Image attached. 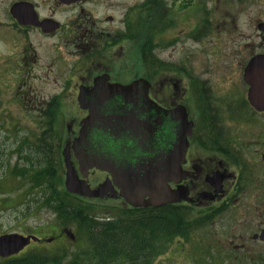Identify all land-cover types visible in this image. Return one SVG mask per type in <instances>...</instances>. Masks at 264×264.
Instances as JSON below:
<instances>
[{"label": "flooded vegetation", "instance_id": "flooded-vegetation-1", "mask_svg": "<svg viewBox=\"0 0 264 264\" xmlns=\"http://www.w3.org/2000/svg\"><path fill=\"white\" fill-rule=\"evenodd\" d=\"M177 27L210 40L211 61L173 59ZM0 40L4 69L45 108L36 121L58 122L63 176L66 148L103 185L79 196L104 205L95 221L122 232L133 216L151 264H264V0H0ZM144 169L174 201L126 200ZM50 228L40 241L78 239Z\"/></svg>", "mask_w": 264, "mask_h": 264}, {"label": "rangeland", "instance_id": "rangeland-1", "mask_svg": "<svg viewBox=\"0 0 264 264\" xmlns=\"http://www.w3.org/2000/svg\"><path fill=\"white\" fill-rule=\"evenodd\" d=\"M181 30L179 27L172 30V37L177 34V39L168 46L166 52L177 60L187 53L194 55L193 57L196 56L199 60L203 58V61H211L213 54H210L215 51H213V43L210 40H191L190 32L194 30L187 29V36L183 30L179 33ZM8 49L7 40H0V174L5 173V176L3 175L0 179V234L11 231L26 234L36 232V229L42 226L47 228L40 229L38 232L48 236L53 229L50 226H55L62 221L58 219L54 211L41 204L44 192L32 184L29 175L24 176L19 173V170L42 167L45 164L43 155L56 159L59 167L61 163L58 151L60 141L52 135L59 126L58 122L54 128L52 123L45 124L36 121V117L39 118L37 113L45 108L39 106V111H35L36 108H33V111L31 104H28L29 94L25 93L23 87L22 91L18 86L22 77L20 75L14 77L4 69L7 63L4 58L9 56ZM201 67L202 64H199V68ZM210 84H212L211 80ZM58 119L60 120L59 117ZM42 134H46V137H41ZM58 173L62 177L63 171H60V167ZM79 199L85 201L84 198L79 197ZM86 203L92 206V214L105 211L104 205H94L87 201ZM71 226L78 237L73 244L68 240L61 242L60 238L52 242L31 241L24 251L30 254L34 252L61 254L62 262L79 257L81 264H116L114 260H111L114 262H99L95 256L98 239L89 237L85 233H78L75 223ZM3 263L4 261L0 258V264Z\"/></svg>", "mask_w": 264, "mask_h": 264}, {"label": "trees", "instance_id": "trees-1", "mask_svg": "<svg viewBox=\"0 0 264 264\" xmlns=\"http://www.w3.org/2000/svg\"><path fill=\"white\" fill-rule=\"evenodd\" d=\"M43 156L45 157L44 159L42 157L45 164L42 167L19 170L22 175H29L32 184L38 186L44 192L41 204L54 211L62 223L68 226L75 223L78 233H85L89 237L97 238L98 245L95 247V256L99 262L115 261L116 264H151L150 252L147 249L149 244L147 233L139 231L137 234L133 216L129 217L131 221H127L125 231L122 232L110 224L101 226L99 221H95L89 215L92 206L87 204L86 201H81L78 196L67 192L61 185L62 177L58 173L57 160L47 155ZM3 175L5 176L4 172L0 174V179ZM38 228L42 229L43 227L39 226ZM110 230L114 231L111 232ZM78 258L75 257L68 262H62L61 254L54 253L51 255L46 252L30 254L25 252L20 256H11L2 260L4 261L3 264H81V259Z\"/></svg>", "mask_w": 264, "mask_h": 264}, {"label": "water", "instance_id": "water-1", "mask_svg": "<svg viewBox=\"0 0 264 264\" xmlns=\"http://www.w3.org/2000/svg\"><path fill=\"white\" fill-rule=\"evenodd\" d=\"M254 93L252 94L251 102L257 104L262 102V100L254 99ZM185 139V137H184ZM64 162H65V178L64 186L66 190L72 193H77L83 196H99L101 195V190L103 185H99L95 189H91L88 183L79 178L75 168L70 162L68 154L66 153V148L64 149ZM88 159L87 157H84ZM82 164V161H81ZM85 167H102L100 160L97 158L92 160V162H87L84 164ZM82 174H85V171L82 170ZM160 180L154 181L150 176V171L144 169L143 171H138L134 173V178L128 181L127 185L124 187L123 195L126 200L132 205H159L166 202L174 201L175 198L173 195L164 190V187L161 185ZM124 186V185H123ZM148 194L149 198L144 200V195ZM64 232L72 238L73 234L70 230L65 229ZM39 240V238L34 234L24 235L19 232H7L0 234V257H7L19 252L25 245H27L30 240ZM50 240V239H46Z\"/></svg>", "mask_w": 264, "mask_h": 264}]
</instances>
